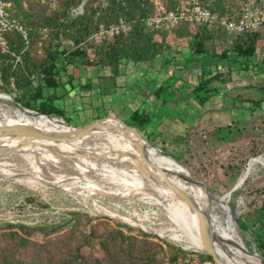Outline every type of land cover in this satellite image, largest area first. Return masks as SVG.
I'll list each match as a JSON object with an SVG mask.
<instances>
[{"label":"rangeland","instance_id":"374dc122","mask_svg":"<svg viewBox=\"0 0 264 264\" xmlns=\"http://www.w3.org/2000/svg\"><path fill=\"white\" fill-rule=\"evenodd\" d=\"M38 1L47 2L52 8L56 7L55 0ZM153 1L156 5V14H162L163 16L165 7L162 0ZM239 4L241 5V1ZM75 12L81 13L82 8L75 10ZM98 35L105 37L106 30L101 29ZM234 37L233 35L228 36L230 39ZM259 37L257 52L247 63L249 71L243 70L244 68L241 65H233L230 70L228 66L224 65L227 61L213 64L205 69L206 73L220 71L224 74L223 83L218 80L214 82V86L218 88V94L212 97L206 105L198 104L195 100L196 97L191 95V91L193 85L206 79L207 76L200 75L196 78V73L188 82L184 78L183 70L175 66L182 64V58L177 55L180 53V48H177V51L174 50L168 54L170 56L171 54L176 55L172 56V59L178 57L174 60L175 65L172 66H162L163 59L161 58L143 63H128L122 66V75L117 78L109 77L106 73L98 75L97 70H84L79 77L82 80L81 83L90 82V89L71 90V87L67 86V90H71L69 94L62 96L60 100L55 101L53 104L48 103L47 106L54 108L63 118L57 117L66 120L68 123L65 122L68 125L70 124L69 126L75 128H81L83 124H89L93 119L105 117H114L130 125L132 109H139L153 118L151 125L141 131L145 140L152 146L150 149L162 154L158 150L160 149L173 157L179 164L162 154L164 157L183 168H162L167 171L166 174L175 175L179 173L178 175L182 176L180 174L182 172L187 177L191 176L207 185L214 195L220 197H224L230 192L242 176L239 189L234 191L231 196L227 195L225 199L211 196L204 186L190 183L194 188L199 187L214 200H218V205L228 211V215H226L210 208L208 201L194 193L195 200L200 205L205 206L210 215H213L216 220L222 222L223 229L227 232L226 238L238 243L245 253H257L252 254V257L260 262L263 261V257L255 245L251 231H257L264 222H257L262 217L259 212L264 199V163L249 170V167L257 159H264V105L259 103L264 95L257 88L258 84L261 85L260 82L264 81V31H259ZM43 38H46V34ZM224 40L222 37L216 38L213 43L208 42L207 46L209 48L214 47L220 53L222 46H226ZM63 44H66V41ZM39 52V55H44L41 46ZM187 59L190 60L188 57ZM259 68H262L263 75L258 74L260 72ZM72 72L73 68L68 67L67 73L72 74ZM131 74L137 75V82L134 86V92L137 95L136 100L131 99L124 90ZM160 85L167 89L169 95H172L169 98L170 102L163 108H158L148 100L149 95ZM4 88L6 87L0 77V93H7L3 90ZM91 89L92 91H90ZM8 91L11 94H7L14 100L20 98L24 104L30 101L31 105L35 107L36 103L32 101L33 92L30 89L17 91L10 87ZM64 92L60 89L59 95L64 94ZM249 100L258 103V106L253 105L254 114L247 111V108L251 105ZM220 105L224 109L220 110ZM29 113L35 115V113ZM115 124L120 125V123L114 121L111 124L97 128L96 131L98 132L94 131L87 136L105 133L109 129L108 126ZM0 126L8 125L6 122L0 121ZM2 138L11 142L2 144ZM43 141L40 139H22L15 136L6 137L0 134V147L9 151L8 153H0V162L20 161L29 155L39 154L38 149L44 146ZM110 141L117 143L118 137H113ZM20 145L25 146L17 150ZM57 154H59L58 151H53L47 153L46 156H58ZM18 156L19 158H17ZM156 159L160 161L159 158ZM59 161L71 165L78 162L75 157L66 156L60 157ZM118 169L122 174L132 178V167L118 165ZM136 172L141 174L138 170ZM146 176L153 179L157 178V176L154 177L149 173ZM72 178L78 180V182L73 183L70 178H64L66 181L60 182L71 187V190L68 191L43 185L46 179L51 178L38 173L13 178L14 180L0 178V224L14 223L52 229L67 224V222L76 218L77 214H80L92 218L93 225L108 223L111 226H120L123 231L133 236H139L140 232H145L184 250L180 245L161 237L159 234L133 227L124 222L128 219L137 221L136 218H132L130 215L136 217H143L144 215L148 217L149 215L150 219L148 220L151 221V224L145 223L147 227L160 231L164 228L187 231L183 229L179 221L177 222L173 218H165L159 212L162 209L165 213L174 215L178 213L177 211L159 205L153 207V204L144 201L132 203L125 198L115 196L112 192L107 193V195L103 194V196L102 193H82L83 195H80L76 190L85 189L87 184L92 183L93 176L76 173L75 177ZM171 182L180 185L174 177L171 178ZM186 189L192 193L188 186ZM89 196L100 199V203L93 204ZM229 204H232L234 209ZM106 206L111 212L112 209L119 211V213L114 212L117 218L106 214ZM138 223L141 222L138 221ZM244 225L248 228L247 230L243 228ZM35 239L41 242L45 239V236L43 233H36ZM229 247L231 250L238 251L233 245H229ZM99 251L96 244L92 252L98 254ZM193 264L200 263L195 259Z\"/></svg>","mask_w":264,"mask_h":264},{"label":"trees","instance_id":"16d2710c","mask_svg":"<svg viewBox=\"0 0 264 264\" xmlns=\"http://www.w3.org/2000/svg\"><path fill=\"white\" fill-rule=\"evenodd\" d=\"M1 1L6 4L11 18L27 35L25 38L18 29L4 34L8 47L21 57V61L15 63L14 58V63L7 64L6 59H1L6 58V55L0 56V77L6 87L3 90L10 93V87L17 91L30 89L35 107L30 101L25 104L20 98H16V101L25 108L56 117L62 116L47 104H53L71 90L77 89L82 82L79 76L84 70L108 72L112 78H117L123 65L152 61L177 48L189 50L192 58L210 59L215 64L227 61L224 65L230 70L233 65H241L243 70H248L247 63L255 56L260 39L259 31L230 39L229 34L218 26L187 22H181L171 30L149 27L146 21L156 15L153 0H55V8L38 0ZM238 1L240 3L241 0H202L207 8L227 18L236 17L241 11ZM162 2L166 12H190L192 9L190 0ZM79 8H82V12L75 15V10ZM121 19L129 27L126 33L120 32L113 37L98 35L101 29L107 31ZM220 37L225 39L226 46L223 45L219 53L207 44ZM64 41L66 44H63ZM40 46L43 56L39 55ZM70 66L73 68L72 74L67 73ZM202 75L207 76L206 79L193 85L191 95L196 97L198 104L205 105L218 94L214 82L218 80L223 83L224 74L209 71ZM67 86L71 90H67ZM82 88L89 89L90 82H85ZM60 89L65 91L64 94L59 95ZM170 97L172 95L160 85L148 100L158 108H163L169 103ZM130 120V126L144 131L151 125L153 118L137 109L131 114ZM113 122L106 121V125ZM259 215L263 218L257 222H263L264 199ZM243 228L248 229L245 225ZM36 233H43L45 239L37 241ZM251 233L264 258V222L257 231ZM96 244L100 250L98 254L92 252ZM195 259L200 264H213L209 255L186 252L145 232L133 236L120 226L108 223L93 225L92 218L80 214L67 224L52 229L14 223L0 224V264H193Z\"/></svg>","mask_w":264,"mask_h":264},{"label":"bare ground","instance_id":"6f19581e","mask_svg":"<svg viewBox=\"0 0 264 264\" xmlns=\"http://www.w3.org/2000/svg\"><path fill=\"white\" fill-rule=\"evenodd\" d=\"M12 101L13 99L9 95H0V121L6 122L8 126L16 124L27 125L51 135L66 134L73 130L59 117L51 119L37 114L32 115L29 112H25L22 109L13 106ZM113 137H118L117 143L110 141ZM1 140L3 141L2 144L10 141L8 139L4 140V138ZM42 144H44V146H41V148L38 149L40 153L35 154L36 156L33 154L20 161L0 162V176L3 178H18L35 175L37 173L43 174L46 177L51 178L46 179L45 182L54 185L59 190L68 191L71 190V187L60 183L66 181L64 178H70L74 183L78 182V180L72 178L75 177L76 173L91 175L93 176L92 183L87 184L85 189H77L76 191L78 194L102 193L103 196V194L107 195V193L112 192L115 196L125 198L132 203L144 201L145 203L153 204V207L159 205L160 207H169L177 211L178 213L171 215L170 213L162 211L161 208V210H159L163 217L169 219L173 218L175 221H179L180 224H182L181 226L183 229L187 231H176L175 229L168 228H164L160 231L149 226L147 227L146 224H151V221L148 220L150 219L149 215L148 217H145V215L143 217L130 215V217L136 218L137 221L128 219L124 222L133 227L159 234L161 237L180 245L187 251L205 253L201 233V220L197 212L182 201L172 190L164 186L167 182L172 183L171 178L174 177V179L179 181L180 185H174L185 191L196 203H198V205H200V203L195 200L194 193L208 201L210 208H214L218 212L228 215V211L218 205L219 201L214 200L209 196L211 195L210 193L208 195L199 187L194 188L189 181L181 178V176L178 175L179 173H176L175 175H164L156 172L154 169L149 170L143 168L144 170H141L139 163L133 157L139 156L137 149L134 147L132 140L120 131H114L109 128L105 133L92 134L71 141L44 140ZM53 151H58V156H46L47 153ZM62 156L71 158L75 157L78 162L74 165L61 163L59 160ZM17 158H19V156ZM156 158H159L160 161ZM149 159L152 163L161 168L167 169V167H173L183 169L178 164L172 163V161L168 160L156 150L150 149V147ZM263 163V158L257 159L256 162L249 167V170ZM118 165L132 167V178L122 174L118 169ZM135 169L140 171L141 174L137 173V170ZM175 170L177 171V169ZM147 173L152 174L154 177L157 176V178L153 179L146 176ZM180 174L187 177L182 172ZM239 182L240 184L242 183V176ZM187 186L192 193L186 189ZM216 197L221 199L226 198V196ZM89 199L93 204L100 203V199H95L91 196H89ZM200 207L207 211L205 206L200 205ZM112 212L106 206V214L117 218L114 212L119 213V211L112 209ZM208 213L210 215V212ZM138 221L141 223H138ZM210 223L214 234L219 238V243L216 244V251L224 261L228 264H263V261H256L252 257V254L243 252L238 243L226 238L227 232L224 231L222 222L216 220L213 215H210ZM228 244L235 246L239 252L237 250H231Z\"/></svg>","mask_w":264,"mask_h":264},{"label":"water","instance_id":"95a60500","mask_svg":"<svg viewBox=\"0 0 264 264\" xmlns=\"http://www.w3.org/2000/svg\"><path fill=\"white\" fill-rule=\"evenodd\" d=\"M5 94L8 95L7 93H5ZM12 105L22 109L25 112H32V113H35V114L40 115V116L49 117L51 119L55 118L54 116L43 115V114H40L36 111L25 108L20 102H17L14 99L12 101ZM106 121H115V122L120 123V125L115 124L113 126H108V128H110L114 131H120L125 136L129 137L132 140L134 147L137 149V151L139 153L138 157H136V156H133V157L139 163L141 170H144L143 168H147L149 170L154 169L156 172H159V173L166 175V173H167L166 170L162 169L161 167H158L157 165L152 163V161L149 159V147L152 148V146L145 140L142 132L138 128L127 125L123 121H121L117 118H114V117H105L102 119H98V120H95V121L91 122L90 124H88L84 127H81V128H75V127L70 126V127H72L73 130L69 131L66 134H61V135L47 134V133H44V132H42V131L34 128V127L22 125V124H16V125H10V126H0V134H2V136H15V137H19V138H29V139L53 140V141H71V140H75V139H79V138H83L84 136H87L88 134L94 132L97 128L106 125ZM23 146H25V145H20V148H18L17 150H20ZM153 148H155V147H153ZM156 149H158V148H156ZM158 150L163 155L170 157L171 159L176 161L170 155L164 153L160 149H158ZM8 152H9L8 150L0 147V153H8ZM176 162L178 163V161H176ZM0 178H2V177L0 176ZM181 178H183L184 180L189 181L193 184L204 186L208 190V192L211 194V196H217V195H214L212 193V191L208 188L207 185L195 180L191 176L190 177L181 176ZM10 179H13V178H10ZM43 185H49V186L55 187L54 185H51L47 182H44ZM164 186H166L167 188L172 190L182 201H184L190 208H192L195 212L198 213L200 220H201L202 241H203L204 248H205V253H203V254L211 256L213 259V264H228L226 261H224V259H222V257H220V255L216 251V244L219 243V238L214 234L213 229L211 228L210 215H209L208 211H206L202 207H200V205H198V203H196L185 191L178 188L174 184L167 182ZM240 186H241V184H240L239 180H237L235 187L224 196H227V195L231 196L232 193L234 191H236L237 189H239ZM229 205L232 209H234L232 204H229ZM251 253L257 254L255 252H251ZM262 259H263V264H264V258H262Z\"/></svg>","mask_w":264,"mask_h":264},{"label":"built area","instance_id":"2783aa9c","mask_svg":"<svg viewBox=\"0 0 264 264\" xmlns=\"http://www.w3.org/2000/svg\"><path fill=\"white\" fill-rule=\"evenodd\" d=\"M192 9L190 12L181 10L158 13L146 21V25L156 29L171 30L181 22L192 23L200 26H218L229 35L240 36L245 33L264 31V0H241V11L236 17H221L218 13L207 8L202 0H190ZM6 4L0 0V56L6 55V63L21 61L8 47L4 34L13 29H18L27 38L25 31L19 27L6 10ZM78 12H76L77 15ZM129 27L124 20L112 26L106 31L108 37H113L120 32L126 33ZM35 80V77H33Z\"/></svg>","mask_w":264,"mask_h":264},{"label":"crops","instance_id":"0c3cea01","mask_svg":"<svg viewBox=\"0 0 264 264\" xmlns=\"http://www.w3.org/2000/svg\"><path fill=\"white\" fill-rule=\"evenodd\" d=\"M173 52V51H172ZM177 55H179L181 58H182V60H181V62H182V64H178V65H175L174 64V60H176V59H178V57H175L174 59H172V56H176V55H172L171 54V56L170 55H166V56H164V57H160L161 59H163V64H162V66H172V65H175L177 68H183V73H184V78L185 79H187L188 80V82L189 81H191V78H193V76H194V74H196L197 73V75H196V78H198L200 75H202V74H204L206 71H205V69L207 68V67H210L211 65H213V64H215V62H213L212 60H210V59H206V58H192V55H191V53H190V51L189 50H184V51H181V49H180V53L179 54H177ZM187 57L188 58H190V60L189 59H187ZM192 58V59H191ZM166 62H167V64H166ZM169 62V63H168ZM126 65V64H125ZM125 65H123V66H125ZM227 67V66H226ZM260 72L258 73V74H261V75H263V71H261L262 70V68H259L258 69ZM249 71V70H248ZM121 73H122V67H121V71H120ZM120 73V75H122ZM98 75H100L101 73H97ZM106 75H108L109 77H111V75H110V73H108V72H106ZM137 75H134V74H131L130 75V80L129 81H127L126 82V86L124 87V90H125V92L129 95V97L131 98V99H134V100H136L137 99V95L135 94V92H134V86H135V83L137 82V77H136ZM195 78V77H194ZM126 81V80H125ZM259 83V82H258ZM261 83V85L260 84H258V90L259 91H262V93H263V95H264V81L263 82H260ZM83 85H85V82L84 83H80V84H78V88L77 89H80V90H83V88H82V86ZM90 89V88H89ZM90 91H92V89L90 90ZM133 92H134V94H133ZM152 94V93H151ZM150 94V95H151ZM149 95V96H150ZM178 97H179V95H178ZM149 98V97H148ZM211 100V99H210ZM209 100V101H210ZM208 101V102H209ZM169 102H170V99H169ZM207 102V103H208ZM249 102L251 103V105L247 108V111H249V112H251V114L253 113L254 114V112H255V109H254V107H253V105H257L258 106V103H256V102H254V101H251V100H249ZM206 103V104H207ZM260 104L262 103L263 105H264V97L262 98V100L259 102ZM205 104V105H206ZM223 105V104H222ZM222 105H220V110L221 109H224L223 108V106ZM219 108V107H218ZM137 109L136 108H134V109H132V111L134 112V111H136ZM139 110V109H138ZM132 112V113H133ZM95 120H98V119H93V120H91L92 122L93 121H95ZM91 121H89V122H91ZM88 123H86V124H83V125H87ZM90 124V123H89Z\"/></svg>","mask_w":264,"mask_h":264}]
</instances>
